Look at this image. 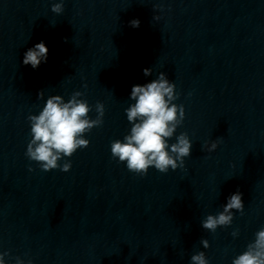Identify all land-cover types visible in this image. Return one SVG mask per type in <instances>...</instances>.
<instances>
[{"label":"clouds","instance_id":"clouds-1","mask_svg":"<svg viewBox=\"0 0 264 264\" xmlns=\"http://www.w3.org/2000/svg\"><path fill=\"white\" fill-rule=\"evenodd\" d=\"M51 11L56 14L63 13L64 0L53 3ZM139 25L138 19L130 21L133 28H138ZM48 51L43 41L37 43L25 52L23 64L37 69L42 62L47 61ZM143 74L146 77L151 76L152 68L143 69ZM175 88L176 85L169 81L164 72H160L151 82L132 87L130 99L135 102L125 109L127 120L131 124L130 132L124 136L123 141L115 140L111 143L112 158L126 163L130 172L144 176L150 167L160 173H167L169 169L175 171L183 168L185 158L191 155L193 144L187 133H180L175 143H168L185 119L184 106L173 102L178 99ZM43 95V91H40L37 98L42 99ZM82 95L79 91L74 92L67 102L60 95L50 96L38 115L28 116L32 139L27 145L25 155L30 161L37 162L42 171L58 168L63 172L70 171V161L66 160L62 165L59 161L64 157H71L77 149L87 148L90 142L83 138L84 134L103 124V103L97 102V116L91 119L88 102L79 99ZM220 142H205L204 147L212 152ZM29 171L33 169L29 167ZM242 195L239 190L231 194L223 206V211L217 215H208L201 223L202 228L214 233L218 227L231 225L232 210L243 213ZM232 235H238V230L233 231ZM201 243L204 248L209 247L206 239H202ZM8 255V252L0 253V264H5V256ZM15 260L16 264H25L20 257ZM27 264H32L31 260ZM191 264H208L205 253L201 251L192 255ZM232 264H264V228L255 233L254 241L233 259Z\"/></svg>","mask_w":264,"mask_h":264}]
</instances>
